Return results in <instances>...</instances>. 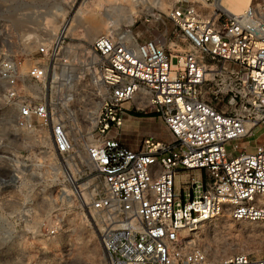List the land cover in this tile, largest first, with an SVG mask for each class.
<instances>
[{
  "label": "built area",
  "instance_id": "1",
  "mask_svg": "<svg viewBox=\"0 0 264 264\" xmlns=\"http://www.w3.org/2000/svg\"><path fill=\"white\" fill-rule=\"evenodd\" d=\"M166 16L181 51L107 30L93 37L90 53L77 54L60 25L46 36L30 34V50L0 60V124L38 137L34 160L27 144H0L8 171L0 176V213L15 214L20 226L40 210L34 197L48 198L34 180H44L51 155V173L68 177L56 203L64 202L66 185L86 221L95 222L107 264H264V250L222 257L221 244L200 240L220 217L264 223V0L239 14L218 0H175ZM144 109L171 139L148 136L132 149L120 129L130 112ZM257 128L261 143H240ZM77 143L86 167L75 161ZM59 159L72 161L77 178ZM45 225L25 229L40 242L25 264H57L44 254L61 226Z\"/></svg>",
  "mask_w": 264,
  "mask_h": 264
},
{
  "label": "rangeland",
  "instance_id": "2",
  "mask_svg": "<svg viewBox=\"0 0 264 264\" xmlns=\"http://www.w3.org/2000/svg\"><path fill=\"white\" fill-rule=\"evenodd\" d=\"M174 1L0 0V60L6 55H20L27 52L33 45L30 34L46 36L56 32L60 24L69 26L68 36L72 39L77 54L87 51L90 53L89 45L93 37L107 30L114 32L129 30L138 41L155 38L164 43L168 51L172 53L175 52L174 49L181 51L185 46L178 40V30L166 16L168 8ZM232 3L233 0H222L224 7L232 8ZM240 11L241 9L233 12ZM107 13L111 14L112 19L105 16ZM89 31L94 36L86 39L85 34ZM137 111L145 115L126 116L127 121H124L118 136L123 144L136 149L142 139L148 136L163 141L171 139L170 133L156 114L148 109ZM77 116L80 117L78 109ZM262 141L263 132L257 128L252 137L240 143L252 147ZM0 144H27V153L30 152V158L34 160L38 150V137L32 132L16 136L11 132L8 123L0 124ZM231 147V142L226 144L228 150ZM75 148L78 154L75 159L78 167L81 166L80 163L86 167L87 162L81 145L77 143ZM59 160L66 167L69 163V172L71 171V174L77 178L72 161ZM52 162L56 163V160L50 155L45 166L47 171L43 169L44 180L40 178L34 180V182L42 180L38 185H43L48 200L44 201L37 195L34 197L35 201L37 200L34 204L40 210L30 214L26 225L23 221L20 226L16 225L19 221L15 214L0 213V264H25L26 260L31 259L32 251H35L40 242L31 241L29 234L27 238L25 229L38 227L42 222H45L46 227L54 223L61 226L59 235L48 241V250L44 254L48 261L57 264H107L95 222L91 218L90 222L86 221L66 185L64 202L59 205L56 203L53 196L58 192L61 180L63 179L65 183L68 177L64 174V177L57 180L51 173ZM0 176L8 177V171L4 166L0 167ZM228 232L231 234L226 235ZM19 236L21 238H17ZM200 237V240L208 243L212 248L215 244L224 247L216 255L225 257L243 250L259 257L264 250V223L231 221L226 217H220L206 224L200 232Z\"/></svg>",
  "mask_w": 264,
  "mask_h": 264
},
{
  "label": "bare ground",
  "instance_id": "3",
  "mask_svg": "<svg viewBox=\"0 0 264 264\" xmlns=\"http://www.w3.org/2000/svg\"><path fill=\"white\" fill-rule=\"evenodd\" d=\"M250 1L251 0H233V3H232V8L231 7H228V6H226V7H224L223 6V4H222V0H218V5L219 6H221V7H223L227 12H229V13H231V14H239V13H241L246 7H247V5L250 3ZM244 8V9H243ZM118 10L120 9V8H117ZM241 9V11L240 12H238V13H234L233 11L234 10H240ZM243 9V10H242ZM111 14H109V13H107L105 16L108 18V19H112L111 18V16H110ZM60 25H62V24H60ZM66 28H67V31H68V33H69V26H66ZM58 29V28H57ZM94 36V34L92 33V32H86V34H85V38L86 39H88V38H92ZM84 39V38H83ZM78 46L80 47V45L78 44ZM81 48V47H80ZM87 52H89V51H87ZM39 141H40V143H45V140L42 138V137H40L39 138ZM42 141V142H41ZM42 143V144H43ZM37 165V164H36ZM69 166V165H68ZM69 168H70V166H69ZM37 168L36 167H32L31 168V172L30 173H32L33 175H36V176H38L39 174H40V172L39 171H37L36 170ZM73 168L71 167V170H72ZM43 173V172H42ZM41 173V174H42ZM25 184V183H24ZM66 191V190H65ZM225 245H227L226 243H225ZM222 248H224V247H222Z\"/></svg>",
  "mask_w": 264,
  "mask_h": 264
},
{
  "label": "trees",
  "instance_id": "4",
  "mask_svg": "<svg viewBox=\"0 0 264 264\" xmlns=\"http://www.w3.org/2000/svg\"><path fill=\"white\" fill-rule=\"evenodd\" d=\"M134 117H143L145 114L143 112L140 111H132L131 114Z\"/></svg>",
  "mask_w": 264,
  "mask_h": 264
},
{
  "label": "crops",
  "instance_id": "5",
  "mask_svg": "<svg viewBox=\"0 0 264 264\" xmlns=\"http://www.w3.org/2000/svg\"><path fill=\"white\" fill-rule=\"evenodd\" d=\"M131 116V115H130ZM134 117V116H133ZM129 119V118H128ZM124 121H127V118H125V120ZM124 123V122H123Z\"/></svg>",
  "mask_w": 264,
  "mask_h": 264
}]
</instances>
